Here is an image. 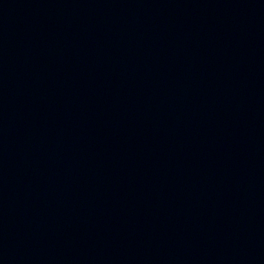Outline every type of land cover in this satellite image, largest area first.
Masks as SVG:
<instances>
[{"label": "water", "instance_id": "obj_1", "mask_svg": "<svg viewBox=\"0 0 264 264\" xmlns=\"http://www.w3.org/2000/svg\"><path fill=\"white\" fill-rule=\"evenodd\" d=\"M0 264H264V0H0Z\"/></svg>", "mask_w": 264, "mask_h": 264}]
</instances>
